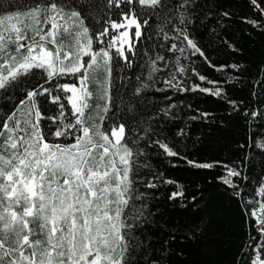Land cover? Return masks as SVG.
<instances>
[{"label":"trees","instance_id":"trees-1","mask_svg":"<svg viewBox=\"0 0 264 264\" xmlns=\"http://www.w3.org/2000/svg\"><path fill=\"white\" fill-rule=\"evenodd\" d=\"M3 2L0 14L25 12L38 0ZM66 3L81 12L92 33L101 31L107 19L118 15L114 5L109 8L108 0ZM261 8L264 0H256L255 6L252 0H160L155 8L134 2L131 10L141 20L142 35L136 38L132 30L133 51L128 53L127 62L113 56L107 112L102 107L97 110L96 105L105 101L97 99L98 86L89 84L93 96L88 101L91 112L85 109V118L96 117L109 132L111 126L123 123L125 142L129 146L136 142L134 152L142 149L133 160V197L126 209L130 218L139 215V219L130 220V246L134 250L128 264H251L256 258L260 238L257 217L251 211L256 209L257 215H262L259 204L264 202L259 191L264 186ZM121 9L129 10L123 4ZM180 11L185 14L188 34L211 64L188 51L184 41L172 39ZM145 19L147 25L143 24ZM252 21L260 22L261 27ZM173 42L176 49L171 48ZM181 48H185L183 53ZM156 56L164 57L156 65L162 70L150 71ZM200 75L206 79L201 81ZM36 76L46 77V73L37 71ZM165 80L172 85L181 81V85L168 86ZM36 82L30 76L6 91L0 90V121L17 108V101ZM64 82L71 81L54 77L45 86L52 88V95L61 96L67 123L72 114L63 92L56 88ZM141 84L147 86L137 94L135 88ZM217 85L223 89L220 96L202 90H214ZM38 101L41 110H47V117L59 116L58 105L45 97H38ZM42 125L47 134L50 120H43ZM157 141L168 144L178 155L168 154ZM53 142L71 141L64 137ZM206 163L215 166H195ZM225 166L240 172L232 177L234 187L222 179L227 174ZM174 192L182 195L172 197Z\"/></svg>","mask_w":264,"mask_h":264},{"label":"snow or ice","instance_id":"snow-or-ice-1","mask_svg":"<svg viewBox=\"0 0 264 264\" xmlns=\"http://www.w3.org/2000/svg\"><path fill=\"white\" fill-rule=\"evenodd\" d=\"M134 2L155 8L160 0H108L109 8H117V18L107 19L103 29L95 33L66 0H38L25 12L0 14V90L6 91L30 76L37 81L17 101V108L0 121V264H128L134 250L130 246V220L139 219V215L130 218L126 209L133 197V160L142 149L134 152L136 142L132 146L125 142L123 123L105 131L96 117L85 118V109L91 112L88 101L93 92L89 84L95 83L97 99L105 101L96 108L108 110L113 56L127 62L128 53L133 51L130 32L134 29L136 38L142 35L141 20L131 10ZM252 3L255 6L256 0ZM121 4L129 10L121 9ZM147 23L143 20L144 25ZM252 23L261 27L258 21ZM172 39L184 41L188 51L211 64L188 34L183 11L178 13ZM171 48L176 49L177 44L173 42ZM157 61L163 62L164 57L156 56L150 71L162 70L156 67ZM37 71L45 72L46 77H37ZM178 71L183 72V68ZM54 77L71 81L56 85L72 114L67 123L61 96L52 95V88L45 86ZM199 79L206 77L200 75ZM164 83L178 87L168 80ZM146 86L141 84L135 92ZM202 90L215 91L217 96L223 91L219 85L214 90ZM38 97L58 105L59 116L47 117ZM45 119L51 123L47 134L42 125ZM64 137L71 142H53ZM160 147L178 155L166 143ZM225 167L227 174L222 179L234 187L232 177L240 176V172ZM259 191L264 195V186ZM178 195L182 193H172V197ZM259 212L262 215L258 216L256 209L251 211L257 217L260 238L251 264H264V202L259 204Z\"/></svg>","mask_w":264,"mask_h":264},{"label":"rangeland","instance_id":"rangeland-1","mask_svg":"<svg viewBox=\"0 0 264 264\" xmlns=\"http://www.w3.org/2000/svg\"><path fill=\"white\" fill-rule=\"evenodd\" d=\"M132 34V31L130 32V35ZM132 42V41H131ZM174 85H178V87L181 85V81H176V83L174 82Z\"/></svg>","mask_w":264,"mask_h":264}]
</instances>
